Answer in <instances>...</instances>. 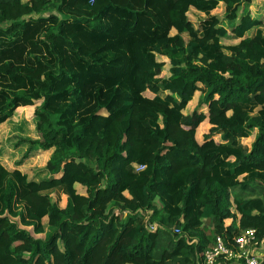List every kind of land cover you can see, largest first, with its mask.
Listing matches in <instances>:
<instances>
[{
	"label": "trees",
	"instance_id": "16d2710c",
	"mask_svg": "<svg viewBox=\"0 0 264 264\" xmlns=\"http://www.w3.org/2000/svg\"><path fill=\"white\" fill-rule=\"evenodd\" d=\"M251 3L0 0V126L39 101L23 158L51 152L40 178L0 163V264H201L248 229L264 264V20ZM16 208L51 231L32 237Z\"/></svg>",
	"mask_w": 264,
	"mask_h": 264
},
{
	"label": "rangeland",
	"instance_id": "374dc122",
	"mask_svg": "<svg viewBox=\"0 0 264 264\" xmlns=\"http://www.w3.org/2000/svg\"><path fill=\"white\" fill-rule=\"evenodd\" d=\"M249 7L251 9L252 15L256 18L260 17L264 20V0H252V3ZM223 5L220 4L219 8L212 12L213 15H218L222 17L223 15ZM203 16H199V14L194 13V11L190 12L188 15V19L192 21L194 25H199V22L203 19ZM231 35H228L227 39L222 40V43L225 45H229L231 42ZM158 59L160 61H166L167 59L162 57ZM167 62V61H166ZM168 66L164 67L165 75H167ZM198 99V94L194 98L193 102L188 106L191 110L196 105ZM39 101H35L32 106L21 107L15 110L13 117L2 124L0 126V163L8 168L15 169L17 163H19V168L22 173L27 175V178L32 177L33 175L38 174L40 176H44L45 171V162L48 159V155H37L35 149H30L26 158L23 156L29 150V145L25 143V141L36 139L37 133L35 130V117L33 115L34 106L38 105ZM209 125L207 122L202 123L198 128V137L200 138L206 131L208 130ZM36 155V156H35ZM257 187V186H255ZM79 193H84L82 188L77 189ZM61 194V195H60ZM258 192L250 194L257 196ZM232 195L235 197L239 195L237 189L232 191ZM250 195H246L247 197ZM53 201H56L59 207L65 208L67 206V198L60 192H52L50 195ZM241 196V195H240ZM240 198V197H238ZM21 208L15 209V216L11 217L13 221L17 222L19 227L30 232V235L37 239H44L46 234L51 230L48 227L47 219L44 218L42 220L43 232L41 234H34L32 232L31 227H23L19 221V213ZM228 222V223H227ZM229 221H226V224H229ZM153 226H151L152 229Z\"/></svg>",
	"mask_w": 264,
	"mask_h": 264
},
{
	"label": "built area",
	"instance_id": "2783aa9c",
	"mask_svg": "<svg viewBox=\"0 0 264 264\" xmlns=\"http://www.w3.org/2000/svg\"><path fill=\"white\" fill-rule=\"evenodd\" d=\"M255 231L248 229L233 239V245L227 246L221 237H217L212 247L203 252L201 264H216L219 259L236 264H259L260 257L253 252Z\"/></svg>",
	"mask_w": 264,
	"mask_h": 264
},
{
	"label": "crops",
	"instance_id": "0c3cea01",
	"mask_svg": "<svg viewBox=\"0 0 264 264\" xmlns=\"http://www.w3.org/2000/svg\"><path fill=\"white\" fill-rule=\"evenodd\" d=\"M193 12V11H192ZM202 16H204V15H202ZM235 43V41H233V42H231L229 45H231V44H234ZM255 135H256V132H253L252 133V135L249 137V138H247L246 140H242V143L243 144H245L247 147H250V145L252 144V142H253V140H254V138H255ZM37 153V155H40L41 156V154L42 155H45V154H47L48 156H50V154H51V152L49 151V152H39V151H36ZM36 156V155H35ZM49 158V157H48ZM48 160V159H47ZM46 160V161H47ZM46 163V162H45ZM23 174H25V173H23ZM26 175V174H25ZM34 176V175H33ZM235 189H237V191L239 192V195H238V197H244V198H248L246 195H249V193H247V192H243V191H241L238 187L237 188H235ZM235 189L233 190V191H235ZM241 195V196H240ZM237 196H235V198H238ZM230 222V221H229ZM228 223V222H227ZM262 251H263V246L262 245H260L258 248H254L253 249V252L256 254V255H258L259 257H261L262 256Z\"/></svg>",
	"mask_w": 264,
	"mask_h": 264
}]
</instances>
